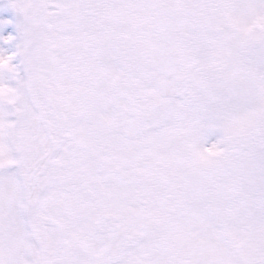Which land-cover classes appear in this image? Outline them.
Here are the masks:
<instances>
[{"label": "snow or ice", "instance_id": "6c2138e0", "mask_svg": "<svg viewBox=\"0 0 264 264\" xmlns=\"http://www.w3.org/2000/svg\"><path fill=\"white\" fill-rule=\"evenodd\" d=\"M4 12L0 264H264V0Z\"/></svg>", "mask_w": 264, "mask_h": 264}, {"label": "rangeland", "instance_id": "374dc122", "mask_svg": "<svg viewBox=\"0 0 264 264\" xmlns=\"http://www.w3.org/2000/svg\"><path fill=\"white\" fill-rule=\"evenodd\" d=\"M2 3H3V0H0V4H2ZM7 15H9V13H7V12L0 13V16L7 17ZM8 28H9V27H8ZM8 28H6V29L4 30V34H7V33H8Z\"/></svg>", "mask_w": 264, "mask_h": 264}]
</instances>
